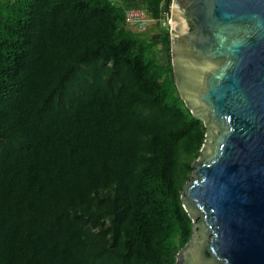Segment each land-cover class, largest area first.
Instances as JSON below:
<instances>
[{
  "label": "trees",
  "instance_id": "1",
  "mask_svg": "<svg viewBox=\"0 0 264 264\" xmlns=\"http://www.w3.org/2000/svg\"><path fill=\"white\" fill-rule=\"evenodd\" d=\"M173 0H142L154 18ZM115 0L0 5V264H175L206 139Z\"/></svg>",
  "mask_w": 264,
  "mask_h": 264
},
{
  "label": "water",
  "instance_id": "2",
  "mask_svg": "<svg viewBox=\"0 0 264 264\" xmlns=\"http://www.w3.org/2000/svg\"><path fill=\"white\" fill-rule=\"evenodd\" d=\"M177 90L206 139L175 264H264V0H173Z\"/></svg>",
  "mask_w": 264,
  "mask_h": 264
},
{
  "label": "built area",
  "instance_id": "3",
  "mask_svg": "<svg viewBox=\"0 0 264 264\" xmlns=\"http://www.w3.org/2000/svg\"><path fill=\"white\" fill-rule=\"evenodd\" d=\"M170 15L171 9L165 6L161 7L159 18H154L144 8L130 7L125 14V26L138 33L152 31V34L156 35V33L169 32L172 25Z\"/></svg>",
  "mask_w": 264,
  "mask_h": 264
},
{
  "label": "rangeland",
  "instance_id": "4",
  "mask_svg": "<svg viewBox=\"0 0 264 264\" xmlns=\"http://www.w3.org/2000/svg\"><path fill=\"white\" fill-rule=\"evenodd\" d=\"M3 3H4V0H0V5L3 4ZM123 3H124L125 6L127 5V2H123ZM133 7H141V5L137 4V5H133ZM154 38H156V39L159 40L160 34L159 33H156V35H154ZM159 57H160V60L162 62L168 64L171 61V52L169 51L168 48H162V51L160 52Z\"/></svg>",
  "mask_w": 264,
  "mask_h": 264
},
{
  "label": "crops",
  "instance_id": "5",
  "mask_svg": "<svg viewBox=\"0 0 264 264\" xmlns=\"http://www.w3.org/2000/svg\"><path fill=\"white\" fill-rule=\"evenodd\" d=\"M115 1H117V2H119V3H121V4H123L124 5V3L123 2H127V5L125 6L126 8H130V7H133V5H137V4H139L140 5V1H142V0H115ZM133 2V3H132Z\"/></svg>",
  "mask_w": 264,
  "mask_h": 264
},
{
  "label": "flooded vegetation",
  "instance_id": "6",
  "mask_svg": "<svg viewBox=\"0 0 264 264\" xmlns=\"http://www.w3.org/2000/svg\"><path fill=\"white\" fill-rule=\"evenodd\" d=\"M170 42H171V38H170ZM169 51L171 52V43H170V47H169ZM171 65H172V55H171V61L169 62ZM168 63V64H169ZM172 69H173V66H172ZM174 74V73H173ZM173 78H174V75H173ZM174 82H175V80H174ZM176 85V84H175ZM177 88V87H176ZM178 91V90H177ZM178 94H179V92H178ZM180 96V95H179Z\"/></svg>",
  "mask_w": 264,
  "mask_h": 264
},
{
  "label": "bare ground",
  "instance_id": "7",
  "mask_svg": "<svg viewBox=\"0 0 264 264\" xmlns=\"http://www.w3.org/2000/svg\"><path fill=\"white\" fill-rule=\"evenodd\" d=\"M142 8V7H141ZM169 9H171L172 10V7H170ZM170 19H171V15H170ZM171 24H172V19H171ZM171 30V29H170ZM169 32H171V31H169ZM160 35H162V33H160Z\"/></svg>",
  "mask_w": 264,
  "mask_h": 264
}]
</instances>
